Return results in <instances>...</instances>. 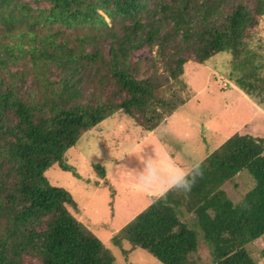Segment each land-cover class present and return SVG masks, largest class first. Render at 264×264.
<instances>
[{
	"label": "trees",
	"instance_id": "16d2710c",
	"mask_svg": "<svg viewBox=\"0 0 264 264\" xmlns=\"http://www.w3.org/2000/svg\"><path fill=\"white\" fill-rule=\"evenodd\" d=\"M32 1L39 5L0 0V264H25V257L40 264H116L68 210L75 205L69 191L51 184L46 171L56 164L73 170L65 153L116 111L144 119L151 112L152 127L172 112L173 102L155 95L161 75H136L130 54L141 45H157L163 55L171 48L160 56L167 81L180 77L191 58L204 63L230 52L235 71L243 64L250 69L236 77V86L264 103L260 64L246 43L264 0H235L228 10V0ZM21 60L30 63L36 88L10 69ZM88 85L93 90L87 92ZM200 165L203 175L190 191L157 196L114 243L127 240L163 264H206L191 259L201 237L211 264H257L246 245L264 238V141L234 133ZM93 167L103 175L101 165ZM243 171L254 184L234 202L223 187ZM185 211L196 221L183 220Z\"/></svg>",
	"mask_w": 264,
	"mask_h": 264
},
{
	"label": "rangeland",
	"instance_id": "374dc122",
	"mask_svg": "<svg viewBox=\"0 0 264 264\" xmlns=\"http://www.w3.org/2000/svg\"><path fill=\"white\" fill-rule=\"evenodd\" d=\"M23 1L34 8L39 5L32 0ZM233 1L228 0L225 10ZM121 25L118 22L117 28ZM108 43L109 40L100 42L105 56L110 50ZM246 43L248 56H252L254 64H260L257 75L264 78V14L247 31ZM170 51L171 48L163 55L157 45H141L130 54L139 78L161 75L163 83L156 88L155 95L173 102L170 114H162L152 127L155 123L150 121L151 112L144 119L116 111L83 133L78 144L65 153V162L73 170L65 171L56 164L45 173L51 184L69 191L75 205H68V210L103 242L116 264H163L127 240L116 245L113 237L162 193L171 178L190 171L234 133H248L264 141V103L235 84L236 77L250 70L249 65L243 64L235 71V58L230 52L214 54L204 63L191 58L184 63L180 77L167 81L162 79L167 71L160 56H168ZM25 64L26 60L24 64L21 60L10 69L23 73L27 83L32 81L31 87L36 88L31 65ZM50 75L54 79L57 73ZM87 87V92L93 90L92 85ZM104 90L102 94L109 91ZM96 163L103 167V175L93 167ZM153 168L159 172L158 182L145 184L141 171L147 175L146 170ZM253 184L243 171L223 188L238 202ZM181 218L190 224L196 221V216L186 211ZM246 247L257 264H264L261 256L264 238L251 241ZM191 259L213 262L210 247L201 237L198 251ZM23 261L40 264L36 257H25Z\"/></svg>",
	"mask_w": 264,
	"mask_h": 264
},
{
	"label": "clouds",
	"instance_id": "9594fccd",
	"mask_svg": "<svg viewBox=\"0 0 264 264\" xmlns=\"http://www.w3.org/2000/svg\"><path fill=\"white\" fill-rule=\"evenodd\" d=\"M146 171L147 175H145V171H141V176L144 177V183L148 185L157 183V178L159 175L158 170L153 168ZM202 175L203 171L199 163L193 171L184 172L181 175H177L171 178L170 183H167L164 186L161 195H164L169 190L188 192L196 184L197 179L202 177Z\"/></svg>",
	"mask_w": 264,
	"mask_h": 264
}]
</instances>
